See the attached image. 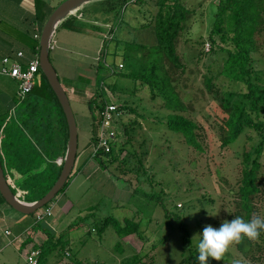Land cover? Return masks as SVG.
I'll list each match as a JSON object with an SVG mask.
<instances>
[{"label":"rangeland","instance_id":"rangeland-1","mask_svg":"<svg viewBox=\"0 0 264 264\" xmlns=\"http://www.w3.org/2000/svg\"><path fill=\"white\" fill-rule=\"evenodd\" d=\"M49 1L54 9L64 0ZM215 1L179 0L186 8L195 9L189 15L191 26L188 35L185 34L187 36L184 37L188 38L189 42L196 43L200 38H205ZM101 7L97 1L84 5L80 10L83 22L93 19L100 24L107 23L110 13ZM155 12L154 0L149 4L144 0L128 4L122 11L120 10L115 19V23L119 24L120 20H123L128 25L125 28H115L114 35L121 40L137 44H153L155 38L152 26L144 27L143 24ZM78 19L80 20V17ZM123 22L121 26H124ZM72 23L73 20H69L63 28L59 27L55 32L53 36L55 46L52 44L55 49L50 51V61L60 83L62 81L69 83L79 90L75 95L67 93L77 129L76 158L83 156L89 159L91 130L93 124L97 126V113L100 108L90 111L87 105L91 98L97 96L95 86L102 79L106 84L116 83L118 86L112 93L102 84L108 103L114 105L118 113L111 125L116 134L114 141L124 140L121 123L130 126L133 130H130L128 148L140 154L142 145L145 156L141 158V168L137 169V173L124 169L131 166L130 164L121 166L123 172L119 174L116 171L119 161L103 169L93 159H89L92 165L88 166L86 171L71 174L65 189L52 200L54 203L58 200L60 206L49 207V215L40 221L46 220L52 226L54 223L53 232L64 233L63 240H70L69 251L64 252L65 257L60 251L51 254L47 259L56 261L59 254L61 258H65L66 264L70 256V259H76L81 264H122L124 260L139 252L148 255L143 258L145 264H151L148 262L150 257H153V264H176L180 259L181 233L178 222L174 220L175 215L186 226L191 240L205 225L219 227L220 223L226 220L224 217L229 199L226 190L234 182L235 156L242 152L244 142L251 143L256 136L253 132L245 131L229 151L220 149L218 146L220 118L217 109L225 100L237 104L244 103V86L239 83L230 85L220 76L209 75L211 87L208 90L204 75L208 73L206 67L209 62L204 61L206 58L203 62H196L183 38L178 43L177 49L180 53L185 52L187 58L186 72L177 87V92L186 105L184 115L196 124L206 127L199 138L203 151L198 152L185 145L180 136L165 128L164 122L168 111L163 107L161 97L151 99L148 87L138 84L134 86L133 82L112 75L107 77L108 69L107 71L102 67L96 69L100 58L97 53L102 52V48L99 47V36L83 34L82 31L80 33L69 31L68 27L72 26ZM109 36L107 33L105 37ZM194 47L195 45L193 50H196ZM203 48L204 51L208 48L206 42L203 43ZM251 58L253 69L260 71L264 76V49L252 54ZM105 60L103 67L109 66V70L120 69L116 66L117 60L112 56L106 55ZM14 98L15 109L19 111L21 101L16 99V94ZM120 106L123 107L121 112L118 110ZM13 118L11 117V120ZM261 118L264 120V112L261 113ZM124 155L125 152L121 153L119 160ZM135 167L138 168L137 165ZM15 185L18 188L16 183ZM135 188L145 193L159 195L161 204L150 203L139 193L140 191L134 192ZM24 192L19 189L18 195L23 198ZM0 200L3 202L1 198ZM5 205L17 215L24 216ZM61 205L65 206L63 210L67 211L66 213H62ZM92 209H95L93 218H89L74 230L71 228L67 231L70 224L90 214ZM208 212L217 214L210 216ZM107 216L119 221L126 217L132 218L135 222L140 221V237L129 235L120 239L119 252L114 247L118 238L113 229L108 226L101 235H98L97 226L92 224L95 219L103 222ZM34 225L36 226L35 221L31 225L32 229L26 230L22 238L32 236L35 243L40 245L46 239V233L44 231L42 234L33 233ZM162 239L163 242L160 243ZM194 240L195 237L193 244ZM234 244L235 242L228 250L236 257ZM233 261L223 263L215 260L214 264H233Z\"/></svg>","mask_w":264,"mask_h":264},{"label":"trees","instance_id":"trees-1","mask_svg":"<svg viewBox=\"0 0 264 264\" xmlns=\"http://www.w3.org/2000/svg\"><path fill=\"white\" fill-rule=\"evenodd\" d=\"M144 1L149 4L153 0ZM98 2L105 6L104 11L110 13L107 21L112 23V26L109 30L110 36L103 39L96 69L101 67L105 71L108 69L107 77L112 75L129 80L134 86L138 84L148 87L151 99L161 97L163 107L168 111L164 122L165 128L180 136L184 144L191 149L203 151L199 138L206 127L196 124L184 115L186 105L177 92L178 82L186 72L187 62L185 52L180 53L177 49L181 39L183 38L184 44L191 50L196 62H203L204 58H206L204 61L209 62L206 67L208 73L204 75L208 90L211 87L209 75L220 76L230 85L239 83L244 86V103L237 104L225 100L217 109L220 118L218 124L220 149L229 151L245 131L253 132L256 136L253 142H244L242 152L235 156L236 174L233 184L226 190L229 199L224 218L229 221L235 216L246 221L256 216L264 218V120L261 118V113L264 112V76L260 71L253 69L251 58L252 54L264 49V0H216L206 36L196 43L184 38L191 26L189 15L195 9L186 8L179 0H154L156 12L143 24L144 27L152 26L155 41L151 45L121 40L114 35L115 28H125L128 25L123 20H120L119 24L115 23V19L120 10L131 3L129 0ZM67 20L69 19L61 23V27L65 26ZM122 22L124 26H121ZM204 42L208 45L205 51ZM193 44L196 50H193ZM106 55L117 60L116 66L120 69L109 70V66L103 67ZM102 84L112 93L118 87L116 83L106 84L103 79L99 80L95 86V92L98 94L91 98L87 105L90 111L97 107L101 109L108 103ZM20 101L21 107L19 111H15L11 122L3 125V119H0V164L11 191L15 193L12 184L16 183L18 188L26 193L24 201L32 202L48 191L60 173L62 163L57 164L56 160L63 158L66 150L67 126L56 97L39 69L34 76L31 91ZM118 110L123 111V107L120 106ZM120 127L124 136L122 142H117L115 147L106 153L102 149L97 150L95 154H91L90 151L88 158L93 159L103 169L119 161L118 170L116 169L119 174L123 172L121 166L130 164L131 166L124 169L137 173V169L141 168V158H144L145 151L142 145L140 154L130 150L128 148L130 130L133 128L122 123ZM91 131L90 145L97 143L96 125L93 124ZM123 152L125 155L119 160V155ZM78 171L79 169L75 170L73 167L71 174L75 175ZM68 180L60 192L65 189ZM134 192L141 193L154 205L161 204L157 194L145 193L139 188H135ZM52 202L44 208H49ZM92 210L87 216L70 224L67 231L71 228L74 230L89 218H93L95 209ZM174 218L181 233L180 259L176 264H198L195 259L196 246L191 242L186 226L178 216L175 215ZM33 221L34 214L27 215L22 224L32 225ZM92 224L97 226L98 235H101L108 226L113 229L118 238L114 245L116 250L119 248L120 239L129 235L140 237V221L135 222L132 218L126 217L119 221L107 216L103 222L95 219ZM42 226V222H36L35 227ZM45 233V241L36 247L39 250L36 264H47L48 256L55 252L61 251L65 257L64 252L69 251L70 240H63V232L58 234L45 230ZM162 242L163 239L160 240V243ZM234 245L237 256L227 250L220 261L228 263L239 259L242 264H264V232L254 240L242 238ZM57 255V258L61 259V255ZM147 256L145 253H134L122 264H145L143 258ZM70 257L69 261L72 264H81ZM214 261L209 258V264H214ZM148 262L153 264V257H150Z\"/></svg>","mask_w":264,"mask_h":264},{"label":"crops","instance_id":"crops-1","mask_svg":"<svg viewBox=\"0 0 264 264\" xmlns=\"http://www.w3.org/2000/svg\"><path fill=\"white\" fill-rule=\"evenodd\" d=\"M100 5L102 9L105 8L103 4ZM52 9L53 7H51V2L49 0H0V71L3 66L1 62L3 58L16 59L22 68H25L31 61H38L40 31ZM80 10L66 18L70 21L73 20L72 26L68 27L69 31L74 33H80L82 31L83 34H97L100 39L99 47L101 48L103 39L106 38L105 36L109 32L112 23L107 22L105 24H100L93 19H90V21L84 20L83 22V16L80 15ZM78 17H80V20ZM69 20H67V22ZM59 27H61V24L57 29ZM63 27L64 26H62V28ZM52 44L55 46L53 37L50 51L55 49ZM18 52L22 54L20 58H16ZM61 83H63V81ZM63 88L66 93L70 95H75L77 91L79 92L75 86L69 83H63ZM17 89V80L0 73V119H3V125L9 123L11 117H14L16 111L14 95ZM91 165V161L82 156L79 159L76 158L74 169H79L77 173H82ZM55 201L58 203H54L53 201L49 206L50 208L60 204L58 200ZM64 207V205H61L60 209L62 213L67 212L63 210ZM24 217L25 216L17 215L15 212L9 210L4 202L0 200V264H21L22 262L26 264L25 260L29 250L39 246L35 243L32 236L22 238L26 230L32 229L31 224H22ZM42 224V228L34 226L35 229H33L32 232L35 234H42V231L45 232V230L51 233L55 232H53L52 228L55 226L54 223V226H52L45 220ZM44 241L45 239L43 242ZM64 259L65 258H57L56 261L47 259L49 261L47 264H66ZM66 262L72 264L71 261Z\"/></svg>","mask_w":264,"mask_h":264},{"label":"water","instance_id":"water-1","mask_svg":"<svg viewBox=\"0 0 264 264\" xmlns=\"http://www.w3.org/2000/svg\"><path fill=\"white\" fill-rule=\"evenodd\" d=\"M96 1L102 0H64L52 10L40 31L38 41V69L56 97L64 115L67 126V142L63 158H58L62 166L57 179L43 196L32 202L21 200L16 193L11 191L0 164V196L5 204L24 216L35 214L49 204L64 187L72 173L77 155L76 122L67 93L61 85L58 75L50 61L49 51L52 37L57 27L68 16L80 10L84 5Z\"/></svg>","mask_w":264,"mask_h":264},{"label":"built area","instance_id":"built-area-1","mask_svg":"<svg viewBox=\"0 0 264 264\" xmlns=\"http://www.w3.org/2000/svg\"><path fill=\"white\" fill-rule=\"evenodd\" d=\"M131 3L137 0H129ZM22 54L18 52L16 58H20ZM3 66L0 71L1 74L9 76L18 82V89L16 92V99L22 100L26 94H28L33 87L34 76L38 70V61L34 60L29 62L25 68H22L20 63L16 59L3 58L1 60ZM116 107L110 103H106L103 108L98 110L97 113V143L91 145V154H95L97 150L102 149L105 153L109 152L115 147V132L112 128L113 118L117 116ZM57 164H60V160ZM15 189L17 196L23 200L22 197L18 195L19 188L12 184ZM25 195V192H24ZM49 215V208H44L43 211H38L34 214V221L40 222L46 216ZM39 250L37 248H32L29 250L26 256V264H36Z\"/></svg>","mask_w":264,"mask_h":264},{"label":"clouds","instance_id":"clouds-1","mask_svg":"<svg viewBox=\"0 0 264 264\" xmlns=\"http://www.w3.org/2000/svg\"><path fill=\"white\" fill-rule=\"evenodd\" d=\"M208 214L215 216L217 213L208 212ZM261 232H264V218L260 216L247 221L235 216L230 221H222L219 227L205 225L201 232L193 236L197 252L195 259L198 264H209V258L222 260L224 253L234 242H239L242 238L254 240ZM233 264H242V262L237 259Z\"/></svg>","mask_w":264,"mask_h":264}]
</instances>
